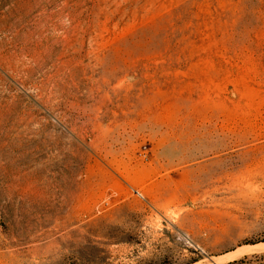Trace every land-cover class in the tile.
I'll use <instances>...</instances> for the list:
<instances>
[{"label": "rangeland", "instance_id": "1", "mask_svg": "<svg viewBox=\"0 0 264 264\" xmlns=\"http://www.w3.org/2000/svg\"><path fill=\"white\" fill-rule=\"evenodd\" d=\"M260 242L264 0H0V264Z\"/></svg>", "mask_w": 264, "mask_h": 264}, {"label": "bare ground", "instance_id": "2", "mask_svg": "<svg viewBox=\"0 0 264 264\" xmlns=\"http://www.w3.org/2000/svg\"><path fill=\"white\" fill-rule=\"evenodd\" d=\"M263 248L264 249V242H260V243H257V244H253V245H243V246H240L238 247L237 249H235L234 251H231L225 255H222V256H219L217 257V260H220L222 259L223 257H226V258H229V257H236L240 254H243V253H246V252H249V251H252L253 249L255 248ZM258 248V249H259ZM257 249V250H258ZM254 251V250H253ZM213 258V257H212ZM215 258V257H214ZM212 261V260H211Z\"/></svg>", "mask_w": 264, "mask_h": 264}, {"label": "built area", "instance_id": "3", "mask_svg": "<svg viewBox=\"0 0 264 264\" xmlns=\"http://www.w3.org/2000/svg\"><path fill=\"white\" fill-rule=\"evenodd\" d=\"M139 194V193H138Z\"/></svg>", "mask_w": 264, "mask_h": 264}]
</instances>
